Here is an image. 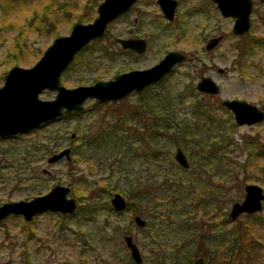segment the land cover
<instances>
[{"label": "rangeland", "instance_id": "1", "mask_svg": "<svg viewBox=\"0 0 264 264\" xmlns=\"http://www.w3.org/2000/svg\"><path fill=\"white\" fill-rule=\"evenodd\" d=\"M62 1L69 10V21L60 20L57 30L49 34L27 28L19 50L11 45L15 31L6 27V21L0 22V86L11 67L32 66L56 37L69 35L75 23L91 22L101 0ZM176 1L175 17L170 22L163 16L157 0H136L107 26L102 37L77 53L60 76V83L67 88L91 85L113 79L119 73L151 67L171 50L182 52L185 61L175 66L162 83L156 82L143 91L148 93L151 107L155 105V110L160 112L156 118L170 116L164 123L170 120L165 125L168 132L174 133L173 137L168 133L153 136L150 124L155 118L150 113L139 114L141 92L96 107H92L93 99L86 100L79 113L0 139V205L30 200L61 184L70 186L69 196L76 200V209L81 207L65 218L43 212L30 221L20 215H9L0 221V264H128L125 258L130 255L123 241L126 234L139 247L143 264L154 263L159 253L149 233L155 229L162 232L164 225L158 229L162 221L160 209H175L167 204L160 209L153 204H141L133 194L129 198L122 193L129 179L134 183L145 182L151 190L152 186L161 188L164 180L181 183L180 193L172 197L180 205H175L178 213L174 218L189 222L193 227L189 231L202 235L200 242L188 248L191 255L198 248L205 262L209 257L221 261L230 239L232 242L236 235H242L244 241L238 240L237 245L243 241L247 249L251 242L254 249L249 252L255 256L257 253L259 262L264 261V248L255 249L264 246V204L258 213L263 223L258 222L255 213L241 214L235 220L228 216L232 204L242 201L246 184L255 183L264 192V120L254 125H238L232 112L221 105L222 100L238 99L264 111V44L260 43V38L264 40V0H252L250 28L241 36L232 32L234 18L221 16L212 0ZM28 10L23 5L15 10L18 16L12 15L10 19L22 24ZM88 13L90 21H80ZM216 36L222 37L218 45L205 50L208 39ZM116 38H142L147 46L138 54L123 49ZM242 43H254V47L241 59L237 46ZM219 68L223 71L219 72ZM202 76L210 77L219 86L218 94L196 90ZM189 81L194 86L193 94L185 93L182 103L174 99L172 104L159 106L163 89L174 96ZM55 94L56 91L44 89L38 97L50 100ZM197 101L207 111L206 119L202 116L197 119L192 114V105ZM129 110L135 113L133 118L137 122L133 125H139L138 131L131 135L124 130L122 134L118 127L123 125H120L117 129L122 136H112L110 140V133L116 130L114 122L127 118ZM126 122L129 128H136L131 124L133 121ZM65 147L71 149L69 161H47ZM176 148H181L187 157V169L176 163ZM209 148L215 149L220 162H209ZM204 185V191L190 201L197 194L195 188ZM114 193H120L128 205L134 201V206L117 213L110 204ZM216 203L217 211L213 207ZM182 205L184 212H180ZM135 215L151 223L152 229L147 224L137 227L133 221ZM226 218L229 221H224ZM164 233L163 237L168 239L169 235ZM197 257L194 255L192 260Z\"/></svg>", "mask_w": 264, "mask_h": 264}, {"label": "water", "instance_id": "2", "mask_svg": "<svg viewBox=\"0 0 264 264\" xmlns=\"http://www.w3.org/2000/svg\"><path fill=\"white\" fill-rule=\"evenodd\" d=\"M136 0H101L96 7L97 15L88 23H75L69 35L58 36L43 51L39 59L30 67L13 66L4 75L0 86V139L16 136L35 129L62 116L79 113L84 102L93 99L92 107L110 101L124 99L133 93H141L148 86L160 81L173 68L184 62L186 55L171 50L154 65L145 69H134L117 74L113 79L96 81L91 85L67 88L60 83L61 74L68 68L74 57L91 41L102 37L107 26L119 15L125 13ZM221 16L234 18L232 32L245 34L250 28L252 0H213ZM168 21H173L176 0H157ZM221 36L209 38L205 50L214 49ZM123 49L141 54L146 49L142 38H116ZM219 72L223 70L218 69ZM44 89L56 91L53 99L41 100L38 95ZM196 90L203 94L216 95L219 86L207 76L196 83ZM221 105L230 110L238 125H254L264 120V111L257 106L238 99H225ZM72 137L74 134L71 135ZM61 159H71V149L65 147L48 158L49 163ZM174 159L182 168L189 167V161L181 148H176ZM241 202L232 204L229 218L235 220L241 214L259 213L264 202L263 189L255 184H246ZM70 186L56 184L43 195L30 200L5 202L0 205V221L9 215H20L30 221L36 214L53 212L60 215L73 214L76 200L69 196ZM110 204L116 212L126 210L128 204L120 193H114ZM134 224L143 228L146 221L139 215L133 217ZM130 258L141 264L143 258L139 247L129 234L123 236ZM194 264H205L197 257Z\"/></svg>", "mask_w": 264, "mask_h": 264}, {"label": "trees", "instance_id": "3", "mask_svg": "<svg viewBox=\"0 0 264 264\" xmlns=\"http://www.w3.org/2000/svg\"><path fill=\"white\" fill-rule=\"evenodd\" d=\"M23 5L29 8L28 10L29 14L27 16L24 15L23 23L19 24L13 19H10V16L12 15L18 16L15 13V10ZM92 11L94 10L92 9ZM89 14L90 13L81 16L80 21H83V22L90 21ZM69 18H70L69 10L65 6V3L62 0H0V22L6 21V27H8L9 29L11 28L13 31H15L13 38H12V44H11L12 48L14 49L17 48L19 50L21 46L20 42L23 43L24 37L27 32L26 30L27 28L37 31L38 33L49 34L57 30L58 25H59L58 23L60 20H63V19L68 20ZM253 47H254V43L239 44L237 46L238 57H241V59L246 57L247 54L250 53ZM16 64L17 62H14V65ZM166 78H167V75L162 80L158 81L157 83H162ZM189 92L191 94L194 93V86H193L192 81H189L188 83H186L185 86L181 88L180 92L176 93L174 96H170L169 91L165 90L164 92V89H163V91L161 92L162 95H160L159 97V106L162 107L164 105L165 107L168 104H172L175 101L174 99L182 103V101H184V98H185V93H189ZM141 98L143 100L141 101V103L139 102V105L141 106L139 109L140 110L139 114L142 116V115H146L147 113H150L151 114L150 117L152 119L155 118L154 123L152 122L150 124L152 125L150 127V130L151 129L152 131L154 130L153 136L158 137V135H161V133H163V135L165 136L164 133H168V135H172L170 137H173L174 133L168 132V125H165L167 123H170V120H169L171 119L170 116H167L164 118H156V115H158L160 112L155 110L156 109L155 105H154L155 107L154 108L153 105L151 107V104H149L150 97L148 93L143 92L141 94ZM192 106H194V111L192 112V114L195 115L197 119H201L202 117L206 119L205 114L207 113V111L201 107L202 106L201 102L197 101V104H193ZM165 109L166 108H164V110ZM134 112L137 113L136 109L134 110ZM134 112L133 110L132 111L129 110L127 112V118L121 117L114 122L113 127H115L116 130H114L115 131L114 133H110L109 135L110 140L112 136L115 137L116 135H118V137L120 138L122 136L121 132L122 134H124V130L129 131L131 135H134L138 131L139 125L138 126L133 125V124H136L137 122L136 119L133 118V116H135ZM167 118H169L168 121H166L167 123L166 122L164 123V120H166ZM127 119L130 123L133 121L131 124L133 126H136V128H129L126 122ZM158 120H160L161 123H159ZM120 125H123V127H118L121 130V132L117 129V126H120ZM140 127L142 129L144 128V126L142 125ZM177 129H178V126H177ZM157 131L159 132V134ZM123 140L129 141L128 138H123ZM139 140L140 142L143 141V137L140 136ZM251 143L255 146V144L252 141ZM122 144L124 143L122 142ZM207 155L209 157L210 163L220 162V156L216 155L214 148H209L207 150ZM214 166L216 167V164H214ZM127 176L130 177L129 174H127ZM180 184L181 183L176 184L175 180H164L161 188L152 186L154 189L151 190L150 186L147 183L140 182V181L134 183L133 181L129 179L126 181L125 189H122L123 194L127 195L128 197L133 194L135 199L141 204L142 203L145 205L153 204L154 206H158L157 209H160V206L167 204L166 206H171L172 208L175 209L174 211H166V210L160 209V213L162 215V221L160 222V225L158 228L159 230L163 228L162 232L165 231L164 235H169L168 239L174 241L173 244L170 243L167 238L163 237L162 232L161 233L156 232V229L153 230V232L149 233V237H151V239L153 240L152 244L154 245V248L159 253L156 258L158 260L154 261V263L152 264H193L194 261L192 260V258L194 255L204 256L202 252H198L199 251L198 248L197 250L195 249L194 251L195 254L193 255L190 254L192 250L188 249V248L193 247L195 243L197 244L198 242H200L202 239L201 238L202 235L200 234L198 236V234L194 232H190L189 230L193 227L191 226V224H189V222H183V220H179V219L177 221V219L174 218V216L178 213V209L175 205H178V206L180 205L178 203L179 200L172 199V197L174 195L177 196V193H180L179 192ZM204 189H205V185L203 187H200L199 189L195 188V193L197 194L195 198L190 199V201L195 200L196 197L199 196L201 192L204 191ZM107 195L109 194L107 193ZM133 206H134V201L129 203L128 205V207L130 208H132ZM181 207L182 209L180 212H184L183 205ZM213 207L215 208L216 211L219 210V206L217 205V203ZM80 209L81 207H79V210L77 208L75 213L80 211ZM109 209L112 210V208H109ZM253 215L256 217L259 223H263V220L260 214L255 213ZM253 215H247V216H253ZM63 217L65 218L67 216L65 215ZM171 219H174V220H171ZM224 221H229V218H226V220ZM146 224H147L146 227L148 229L149 228L152 229L151 223L147 222ZM161 224L164 225L162 228H161ZM186 230L188 231L187 233L185 232ZM180 234H182V236H180ZM240 239L244 241V238L242 237V235H236V238L232 242L230 239V242L228 243L227 248H226V252L222 253L221 261L219 260V258L212 259L209 257L208 263L209 264H231V263L233 264H259V263L264 264V261L262 262L258 261L257 253L255 256V253L249 252V250L254 249L251 242H249L250 244L248 245L249 247L247 249H246V246L243 245V241L242 243L240 241L239 244L237 245V241ZM202 241H204V243H209V240L203 239ZM258 243L260 242L258 241ZM168 244L170 248H167ZM261 247L264 248V246H259L258 248L256 247L255 249L259 250ZM212 253L216 254V251H212ZM262 259H264V257H262ZM125 261L128 264H135L128 255L126 256ZM141 264H143V262Z\"/></svg>", "mask_w": 264, "mask_h": 264}, {"label": "flooded vegetation", "instance_id": "4", "mask_svg": "<svg viewBox=\"0 0 264 264\" xmlns=\"http://www.w3.org/2000/svg\"><path fill=\"white\" fill-rule=\"evenodd\" d=\"M213 1V0H212ZM214 3V2H213ZM177 4H178V2H177ZM215 4V3H214ZM215 6H216V4H215ZM216 8H217V6H216ZM218 10V9H217ZM175 17V16H174ZM174 20V19H173ZM263 21H264V19H263ZM171 22V21H170ZM241 36V35H240ZM260 43L261 44H264V40L263 39H261L260 38ZM146 46H147V43H146ZM136 53V52H135ZM182 53V52H181ZM174 69V68H173ZM173 71V70H172ZM171 71V72H172ZM263 204H264V202H263ZM128 207V206H127ZM127 209V208H126ZM262 209H263V207H262ZM4 220V219H3ZM198 257H202V256H198ZM203 258V257H202ZM204 259V258H203ZM204 262H205V259H204ZM194 264V263H193ZM205 264H209L208 262H205Z\"/></svg>", "mask_w": 264, "mask_h": 264}]
</instances>
